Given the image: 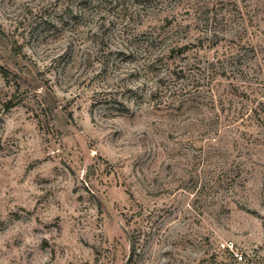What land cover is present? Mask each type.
Here are the masks:
<instances>
[{
    "label": "rangeland",
    "instance_id": "obj_1",
    "mask_svg": "<svg viewBox=\"0 0 264 264\" xmlns=\"http://www.w3.org/2000/svg\"><path fill=\"white\" fill-rule=\"evenodd\" d=\"M112 1L0 0V264H264V0Z\"/></svg>",
    "mask_w": 264,
    "mask_h": 264
},
{
    "label": "trees",
    "instance_id": "obj_2",
    "mask_svg": "<svg viewBox=\"0 0 264 264\" xmlns=\"http://www.w3.org/2000/svg\"><path fill=\"white\" fill-rule=\"evenodd\" d=\"M172 1L175 0H113L111 3H108L107 5V10L110 11H115V14L121 15L122 19H128L130 20L134 13L133 11H135L136 9L132 8V5L134 4L135 6L137 5L140 8V11L147 10V8H152L154 6H160L163 4H171ZM217 0H214L213 4L216 3ZM208 2H210V0L205 1L204 3L202 2H198L199 6L201 7V5L205 6L208 4ZM217 2H222L223 0H219ZM234 5L237 3H235L233 1ZM103 5H97L96 7H94L95 9H92L94 11H100L102 9H105L104 7H102ZM179 6H181L182 8H184L186 5L185 4H180ZM179 8V9H182ZM202 9V8H201ZM185 12H187L189 14L190 9H184ZM200 10V9H199ZM239 11V9H238ZM130 13V15H129ZM240 14V12H239ZM241 18V15H240ZM180 26V25H179ZM178 26V27H179ZM245 29L247 31V25H244ZM146 35H148L149 37L147 38V40L145 41L146 45L148 46H152V44L154 43H162V42H168V47H167V51H165L164 49H161L162 55H160L156 60L155 63L158 64L159 66L168 64L169 62L173 65L174 67L171 71H169L170 76L172 77V81H173V85L178 83V80H180L181 78H183L184 76V71L182 68H180L177 64H176V60L177 59H181L184 58L185 56H187L190 52H192L193 46H192V42H187V41H183V38H180L179 35H177V31H174V33H172L170 35V37H168L166 39V37L163 40V34L160 32H157L156 30H150L147 31V33H145ZM211 41L212 40H217L218 39V31L215 29L211 35ZM166 52V53H165ZM161 54V53H160ZM151 67V66H150ZM153 67V66H152ZM155 70V66L154 68H152L151 70ZM166 81V80H165ZM163 81V79H158L157 80V85L156 87H154V89H152L150 96H156L159 93V86L162 84H166V82Z\"/></svg>",
    "mask_w": 264,
    "mask_h": 264
}]
</instances>
